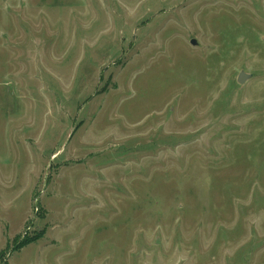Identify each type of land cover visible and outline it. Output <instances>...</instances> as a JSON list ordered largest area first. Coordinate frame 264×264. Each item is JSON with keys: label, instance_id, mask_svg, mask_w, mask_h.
Here are the masks:
<instances>
[{"label": "rangeland", "instance_id": "1", "mask_svg": "<svg viewBox=\"0 0 264 264\" xmlns=\"http://www.w3.org/2000/svg\"><path fill=\"white\" fill-rule=\"evenodd\" d=\"M0 264H264V0H0Z\"/></svg>", "mask_w": 264, "mask_h": 264}, {"label": "water", "instance_id": "2", "mask_svg": "<svg viewBox=\"0 0 264 264\" xmlns=\"http://www.w3.org/2000/svg\"><path fill=\"white\" fill-rule=\"evenodd\" d=\"M191 43L192 44H197V41L195 39H192L191 40ZM251 75L244 72V71H240L237 75V82L238 83H243L247 78H249Z\"/></svg>", "mask_w": 264, "mask_h": 264}]
</instances>
